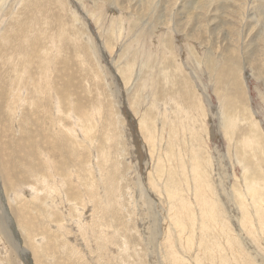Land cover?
<instances>
[{
  "label": "rangeland",
  "instance_id": "rangeland-1",
  "mask_svg": "<svg viewBox=\"0 0 264 264\" xmlns=\"http://www.w3.org/2000/svg\"><path fill=\"white\" fill-rule=\"evenodd\" d=\"M152 100L168 104L162 141L140 128ZM263 151L264 0H0V264H264L246 188L264 204Z\"/></svg>",
  "mask_w": 264,
  "mask_h": 264
},
{
  "label": "bare ground",
  "instance_id": "bare-ground-1",
  "mask_svg": "<svg viewBox=\"0 0 264 264\" xmlns=\"http://www.w3.org/2000/svg\"><path fill=\"white\" fill-rule=\"evenodd\" d=\"M238 6V5H237ZM6 48V47H5ZM165 55V54H164ZM118 71H120V72H122L121 74L124 76V78H129V76H131V68H130V65L128 64V67H126V68H122L121 70H119L118 69ZM162 72H166V71H162ZM125 74V75H124ZM130 74V75H129ZM165 74H167V73H165ZM46 77H47V79H49L50 78V76H48V74L46 73ZM164 77V76H163ZM167 76H165V78H166ZM166 80H169V78L167 77V79ZM168 82V81H167ZM148 83H150L149 81H148ZM164 83V82H163ZM140 84H144L143 82L141 83L140 82ZM167 84H169V83H167ZM137 86V85H136ZM140 86H142V85H140ZM145 86H146V83H145ZM58 88V90L60 91V90H62V88L61 87H57ZM145 88V87H144ZM143 88V89H144ZM53 89V88H52ZM141 89H142V87H141ZM60 94H61V92H60ZM67 97V96H66ZM62 95H61V100H62ZM69 98V97H68ZM149 98V97H148ZM147 98V99H148ZM156 100V99H155ZM171 100H173L174 101V104H176L175 105V109H177L176 110V113L175 114H177L178 113V108L179 107H181V108H183L182 107V105L183 104H180V102H177L176 100H174L173 99V97H171ZM170 101V100H169ZM172 101V102H173ZM159 102V101H158ZM226 103V102H225ZM78 103H74V106L76 107V105H77ZM168 105V104H167ZM167 105H163V107H162V104H159V103H157V101H151L150 102V108L151 109H156L157 110V112H158V114L156 115V116H154V119L152 118L151 119V117H150V115L148 114V113H144V114H142L141 115V118L139 119L140 120V128H141V130L143 131V134L144 135H147V136H149V137H151L150 139L153 141L154 139V142H156V140H161L162 141V135H160V134H162V132H163V126H162V131H161V133H158V135H160V139H158V137H157V133L156 132H158V130H157V125L159 124V126L160 125H162V123L163 122H165L166 121V116H167V118H168V116H169V110H168V106ZM222 108H226L227 107V104H222ZM62 107H63V103H60V106L58 107V109H57V111L58 112H60L61 114L63 113V110H62ZM78 107V106H77ZM112 108V107H111ZM75 113V116L73 117L74 119H77L79 122H78V127H80L81 129H82V131L83 130H85L87 133H85L84 132V134L85 135H89V134H91V132H92V127L94 126H96V122L95 123H93V124H90V123H92V122H94V117H91V119H92V121L90 122V120L87 118V120H85V115L83 114V115H79L77 112H76V110L74 111ZM81 112V111H80ZM138 112V111H137ZM136 112V114L138 115L140 112H138L137 113ZM174 112V111H173ZM251 113V112H250ZM68 114H69V112H68ZM86 114V113H85ZM53 115V114H52ZM70 115V114H69ZM96 115H97V113H96ZM98 115H100V111H99V114ZM186 115H188V111H186ZM195 115V114H194ZM71 116V115H70ZM86 116H87V114H86ZM112 116V115H111ZM230 116V115H229ZM252 117V116H251ZM56 118V117H55ZM226 118V117H225ZM227 118H228V116H227ZM231 118V117H230ZM230 118H228L227 120H225V124H224V127H226V128H228L229 129V124L231 123V119ZM233 118V117H232ZM112 119V118H111ZM190 119V118H189ZM239 119H241L240 117H239ZM56 120H58V119H56ZM186 120H187V118H186ZM254 120V119H253ZM62 121V120H61ZM97 121V120H96ZM241 121V120H240ZM103 122H105L106 123V121H104L103 120ZM149 122H150V124H149ZM234 122H237V121H234ZM51 123V122H50ZM61 123V122H60ZM62 124V123H61ZM75 124H76V122H75ZM48 125V124H47ZM55 125V124H54ZM101 125V124H100ZM168 125V124H167ZM77 127V126H76ZM99 127V126H98ZM65 128V129H64ZM63 129L66 131V132H68V134H70V135H74V132L75 131H77V130H75V129H73L72 131L70 130V128L71 127H64ZM78 129V128H77ZM108 130L109 131V128H107V127H105V129L104 130ZM60 130V132L62 133L63 132V130L62 129H59ZM69 130V131H68ZM52 130L50 129V131L49 132H51ZM58 131V130H57ZM71 131V132H70ZM108 131H107V133H106V135H108ZM72 132H73V134H72ZM106 132V131H105ZM104 132V133H105ZM183 132V131H182ZM188 132V131H187ZM59 133V132H58ZM60 133V134H61ZM65 133V132H64ZM181 133V132H180ZM51 134V133H50ZM49 134V135H50ZM67 134V133H66ZM67 134V135H68ZM156 134V135H155ZM228 134V133H227ZM65 135V134H64ZM177 135H178V133H177ZM181 135V134H180ZM185 135V134H184ZM251 135V134H250ZM38 136V135H37ZM48 136V135H47ZM61 136H63V133L61 134ZM79 136V135H78ZM81 136V135H80ZM94 136V135H93ZM198 136H200V135H198ZM69 137V136H68ZM200 137H202V135L200 136ZM208 137V136H207ZM65 138H67V136L65 137ZM81 138V137H80ZM199 138V137H198ZM205 138V137H204ZM250 138V141H251V146H253V148H255V149H259L260 150V144L262 143H260V138H259V136H254V139H253V137H249ZM248 138V139H249ZM53 139V138H52ZM62 139V138H61ZM69 139V138H68ZM67 139V140H68ZM79 139V138H78ZM149 139V138H148ZM173 138H172V136L170 135V141H173L172 140ZM208 139V138H207ZM234 139V138H233ZM233 139H231L230 138V140H233ZM252 139H253V141H252ZM85 140V139H84ZM88 140V139H87ZM24 141H25V139H24ZM59 141V140H58ZM74 141V140H73ZM200 141H201V139H200ZM46 142V141H45ZM48 142V141H47ZM50 142V141H49ZM202 142V141H201ZM37 143V142H36ZM59 144L61 143V142H58ZM167 143V142H166ZM210 143V142H209ZM38 144V143H37ZM50 144V143H49ZM74 144V143H73ZM78 144V143H77ZM83 144V143H82ZM81 144V145H82ZM168 144V143H167ZM207 144V143H206ZM2 145V144H1ZM40 145V144H39ZM42 145V144H41ZM44 145V144H43ZM47 145V144H46ZM51 145V144H50ZM62 145V144H61ZM99 145V144H98ZM53 145H51V147H52ZM74 146V145H73ZM93 146V145H92ZM238 146H241V149H242V147H243V144L241 143V144H239V143H237L236 144V151H235V156H236V158L237 157H239V162L240 163H242L243 164V167H244V169L246 170V172H248V171H250L251 170V168H250V166H251V164H250V162L248 161V160H246L245 158H244V156H243V154L241 153L240 154V152H239V150L237 149V147ZM30 147V146H29ZM42 147V146H41ZM40 147V148H41ZM60 147H62V146H60ZM79 147V146H78ZM18 148V147H17ZM44 148H46V147H44ZM57 148V147H56ZM90 148V147H89ZM201 148H203V147H201ZM208 148V147H207ZM244 148V147H243ZM73 149V148H72ZM209 149V148H208ZM29 150V149H28ZM31 150H32V148H31ZM62 150V149H61ZM168 150V149H167ZM2 151L4 152V150L2 149ZM33 151V150H32ZM40 151H42V150H40ZM63 151V150H62ZM74 151V150H73ZM169 151V150H168ZM199 151V150H198ZM202 151V150H201ZM67 152V151H66ZM74 152H76V151H74ZM95 152H96V150H95ZM171 152V151H170ZM21 153V152H20ZM31 153H33V152H31ZM247 153V152H246ZM257 153V152H256ZM263 153H264V151H263ZM26 154V153H25ZM65 154V153H64ZM249 154V153H248ZM28 155V154H27ZM162 155V154H161ZM160 155V156H161ZM167 155H169V156H171V154H168L167 153ZM257 156L255 157L254 155H253V157L254 158H256V160H257V157L259 156V152L256 154ZM20 156V155H19ZM158 157V162H157V165H156V167H155V172L158 174V175H160V176H162V173L163 172H165V166H164V163H163V161H162V158L161 157ZM250 156H251V154H250ZM2 157H4L3 155H2ZM5 157H6V155H5ZM20 157H23V156H20ZM31 157V156H30ZM200 157V156H199ZM206 157V156H205ZM252 157V156H251ZM32 158V157H31ZM193 158V157H192ZM196 158V157H195ZM232 158V157H231ZM250 158V157H249ZM248 158V159H249ZM4 159V158H3ZM37 159V158H36ZM77 159V158H76ZM99 159V158H98ZM184 159H186V158H184ZM259 159V158H258ZM0 160H1V158H0ZM8 160V159H7ZM35 160V159H34ZM46 160V159H45ZM52 160V159H51ZM64 160V159H63ZM73 160V159H72ZM165 160H166V158H165ZM171 160V159H170ZM169 160V161H170ZM205 160V159H204ZM36 161V160H35ZM49 161V160H48ZM187 161H188V159H187ZM5 162V161H4ZM27 162V161H26ZM40 162H42V160L40 161ZM50 162V161H49ZM62 162H64V161H62ZM70 162V161H69ZM28 163V162H27ZM34 163H36V162H34ZM38 163V162H37ZM43 163V162H42ZM58 163H60V162H58ZM168 163V162H167ZM4 164V163H3ZM2 164V165H3ZM48 164V163H47ZM51 164V163H50ZM68 164V163H67ZM91 164V163H90ZM93 164V163H92ZM91 164V165H92ZM178 164V163H177ZM184 164V163H183ZM35 165V164H34ZM63 165V164H62ZM8 165H6L5 167H7ZM11 166V165H10ZM36 166H37V164H36ZM68 166V165H67ZM66 166V167H67ZM95 166V165H94ZM28 167H31V166H28ZM35 167V166H34ZM4 168V167H3ZM52 168V167H51ZM63 168H65L64 166H63ZM92 169H93V167H91ZM199 168V167H198ZM27 169V168H26ZM29 170H31L30 168H28ZM38 169V168H37ZM36 169V167H35V170H37ZM197 169V168H196ZM81 170V169H80ZM194 170V169H193ZM199 170V169H198ZM54 171V170H53ZM67 171V170H66ZM65 171V172H66ZM69 171V170H68ZM211 171H212V169H211ZM1 172V171H0ZM6 172H8V171H6ZM71 172V171H70ZM173 168L171 167L170 168V171H169V178H168V182H172V181H175V182H178L179 180H176L175 178V176L173 175ZM150 173V172H149ZM177 173V172H176ZM184 173V172H183ZM194 173H196V175H197V172H194ZM199 173V172H198ZM250 173H252L253 174V172H251L250 171ZM250 173H249V176H251L250 175ZM4 174V173H3ZM60 174V173H59ZM200 174H201V172H200ZM34 175V174H33ZM39 175V174H38ZM37 175V176H38ZM209 175V174H208ZM236 175V174H235ZM254 175V174H253ZM0 176H2V175H0ZM45 176V175H44ZM48 176V175H47ZM67 176V175H66ZM32 177H34V176H32ZM55 177V176H54ZM148 177H149V175H148ZM197 177V176H196ZM248 177V176H247ZM252 177V176H251ZM9 178V177H8ZM44 178V177H43ZM150 178V177H149ZM148 178V179H149ZM192 178V177H191ZM198 178V177H197ZM246 178V175H245V177H244V180H246L245 179ZM260 178H262V177H260ZM249 179H252V178H249ZM257 179V178H256ZM256 179H254V180H252V182H255V180ZM258 179H259V177H258ZM263 179V178H262ZM5 180V179H4ZM54 180V179H53ZM152 180V179H151ZM198 180V179H197ZM260 180V179H259ZM41 181V180H40ZM240 181H242V180H240ZM261 181V180H260ZM7 182V181H6ZM8 182H10V181H8ZM12 182V181H11ZM82 182V181H81ZM151 182H153V181H151ZM251 182V183H252ZM256 182H257V180H256ZM83 183V182H82ZM154 183H155V181H154ZM197 183V182H196ZM202 183V182H201ZM200 183V184H201ZM249 183V182H248ZM251 183H250V185H251ZM259 183H261V182H259ZM10 184V183H9ZM65 184V183H64ZM71 184V183H70ZM198 184V183H197ZM196 184V185H197ZM200 184H198V185H200ZM16 185V184H15ZM59 185V184H58ZM80 185V184H79ZM84 185V184H83ZM98 185V184H97ZM143 185V184H142ZM155 185V184H154ZM195 185V184H194ZM195 185V186H196ZM202 185V184H201ZM205 185V184H204ZM243 185V184H242ZM247 185V184H246ZM245 185V186H246ZM12 186H14V185H12ZM41 186V185H40ZM55 186V185H54ZM60 186V185H59ZM58 186V187H59ZM78 186V185H77ZM237 186V185H236ZM258 184L256 185V187L255 188H253V187H251V186H247L246 188H247V191L250 193H252V197H251V199H250V206L248 205V198L247 199H245L244 201H242L241 202V206L244 208L242 211L244 212V220H243V222L241 221V224H240V226H242V224H246L245 223V221H247L248 219H250L251 217H245V215L247 214V212H250L249 210H245V207L246 206H249L250 207V209L251 208H253V210L255 209V211H257L258 212V214H257V217H258V219H259V223H260V227L261 228H263L264 229V204H262V203H260L259 204V200H262V199H257V197L256 196H258V192H255V189L258 191ZM49 187H51V186H49ZM87 187V186H86ZM93 187V186H92ZM200 187V186H199ZM199 187H198V191L200 190L199 189ZM202 187H205V186H202ZM201 187V188H202ZM260 187V186H259ZM76 188V187H75ZM78 188H80L79 186H78ZM245 188V189H246ZM264 188V187H263ZM35 189V188H34ZM67 189V192H68V189L69 188H66ZM81 189H82V187H81ZM90 189V188H89ZM94 189V188H93ZM203 189V188H202ZM236 189V188H235ZM240 189V188H239ZM242 189V188H241ZM149 190H151V189H149ZM148 190V191H149ZM54 191H56V190H54ZM59 191H60V189H59ZM74 191V190H73ZM82 191V190H81ZM197 191V192H198ZM201 191V190H200ZM199 191V192H200ZM206 191H208L207 190V188H206ZM264 191V190H263ZM262 191V192H263ZM53 192V191H52ZM75 192V191H74ZM78 192H80V191H78ZM84 192V191H83ZM94 192V191H93ZM205 192V191H204ZM209 192V191H208ZM242 192V191H241ZM241 192L239 193V195L241 196ZM244 192V191H243ZM19 193V192H18ZM69 193V192H68ZM67 193V194H68ZM90 195H91V193H90V191L88 192ZM153 193V192H152ZM170 193V192H169ZM16 194V193H15ZM53 194V193H52ZM57 194V193H56ZM81 194H82V192H81ZM83 194H85V193H83ZM150 194V193H149ZM196 194H198V193H196ZM38 195V194H37ZM61 195H63L62 193H61ZM79 195V194H78ZM153 195H154V193H153ZM203 195V194H202ZM211 195V194H210ZM248 195V194H247ZM251 195V194H250ZM64 196V195H63ZM92 196V195H91ZM94 196V195H93ZM213 196V195H212ZM238 196V195H237ZM82 197V196H81ZM90 197V196H89ZM197 197V196H196ZM214 197V196H213ZM244 197V196H243ZM69 198V197H68ZM146 198V197H145ZM199 198V197H198ZM204 198V197H203ZM216 198V197H215ZM237 198V197H236ZM246 198V197H245ZM90 199V198H89ZM93 200H92V202L94 201V198H92ZM105 199V198H104ZM166 199V198H165ZM197 199V198H196ZM217 199V198H216ZM232 199V198H231ZM70 200V199H69ZM86 200V199H85ZM98 200V199H97ZM110 200V199H109ZM183 200V199H182ZM186 200V199H185ZM189 200V199H188ZM198 200V199H197ZM196 200V201H197ZM200 201L201 200H203V199H199ZM237 200V199H236ZM72 200H70L69 202H71ZM90 200H88L87 202H89ZM107 201V200H106ZM184 201V200H183ZM190 202H191V200H189ZM207 201H208V205H207V207L205 208L204 207V209H203V215H204V218H206V214L205 213H210L211 215L213 214H215L216 215V211H214V207H216V205H217V201L215 200V201H212V202H214V204L213 203H211V204H213L212 206H211V204L209 203V200L207 199ZM232 201V200H231ZM264 201V200H263ZM110 202V201H109ZM186 202V201H185ZM199 202V201H198ZM197 202V203H198ZM73 203V202H72ZM96 203V202H95ZM98 203V202H97ZM102 203V202H101ZM188 203V202H187ZM187 203H185V204H187ZM219 203V202H218ZM240 203V202H239ZM84 204V203H83ZM87 204V203H86ZM85 204V205H86ZM108 204V203H107ZM202 204V203H201ZM220 204V203H219ZM262 204V205H261ZM82 205V204H81ZM91 205V204H90ZM89 205V206H90ZM96 205V204H95ZM111 205V204H110ZM191 205H192V202H191ZM71 207V206H70ZM95 207V206H94ZM103 207V206H102ZM192 207V206H191ZM84 209H85V206L83 207ZM88 208V207H87ZM105 209H106V207H104ZM184 208V207H183ZM194 208V207H193ZM193 208H192V210H193ZM218 208L220 209L219 210V212L217 211V213H218V215H221L222 214V210H221V207L218 205ZM234 208V207H233ZM109 209V208H108ZM175 210V209H174ZM188 210H191V209H189L188 208ZM75 211V210H74ZM104 211V210H103ZM106 211V210H105ZM111 211V210H110ZM96 212V211H95ZM98 212H100V211H98ZM182 212V211H181ZM191 212V211H190ZM75 213V212H74ZM106 213H108V212H106ZM251 213V212H250ZM83 214V213H82ZM195 214V213H194ZM68 215V214H67ZM243 215V214H242ZM252 215V214H251ZM254 215H255V217H256V214L254 213ZM10 216V215H9ZM193 216V215H192ZM192 216H190V217H192ZM196 216V215H195ZM247 216V215H246ZM250 216V215H249ZM83 216H81V218H82ZM199 217H201V215L199 216ZM215 217V216H214ZM92 218V217H91ZM101 218V217H100ZM198 218V217H197ZM203 218V217H202ZM254 218V217H253ZM253 218H251V219H253ZM122 219V218H121ZM212 219V218H211ZM256 219V218H255ZM10 220V219H9ZM73 220V219H72ZM189 220V219H188ZM201 220H203V219H201ZM224 220V219H223ZM24 221V220H23ZM66 221V220H65ZM93 221V220H92ZM191 221V220H190ZM176 222V221H175ZM193 222H195V219H194V221ZM209 222V221H208ZM213 222V221H212ZM30 223V222H29ZM86 223V222H85ZM101 223V222H100ZM203 223V222H202ZM89 224V223H88ZM228 224V223H227ZM30 225V224H29ZM29 225H27V226H29ZM85 225V224H84ZM90 226V225H89ZM124 226V225H123ZM201 226V225H200ZM69 227V226H68ZM77 227V226H76ZM82 227V226H81ZM113 227V226H112ZM121 227V226H120ZM196 227V226H195ZM250 227V226H249ZM90 228V227H89ZM96 228V227H95ZM111 228V227H110ZM114 228V227H113ZM101 229V228H100ZM102 229H104V228H102ZM112 229V228H111ZM163 229V228H162ZM201 229V228H200ZM202 229H203V227H202ZM248 229V228H247ZM68 230V229H67ZM84 230H85V227H84ZM94 230V229H93ZM125 230V229H124ZM243 229L241 228V233L243 232L242 231ZM259 230V229H258ZM110 232H111V230H109ZM3 232V231H2ZM76 232V231H75ZM99 231L97 230V233H98ZM101 232V231H100ZM99 232V233H100ZM106 232V231H105ZM105 232H103L102 231V233H105ZM204 232V231H203ZM208 232L210 233V231L208 230ZM211 232H212V230H211ZM89 233V232H88ZM119 233V232H118ZM202 233V232H201ZM215 233V232H214ZM65 234V233H64ZM68 234V233H67ZM213 234V233H212ZM220 234V233H219ZM264 234V233H263ZM76 235V234H75ZM83 235V234H82ZM90 235H92V234H90ZM97 235V234H96ZM163 235V234H162ZM166 235H168V234H166ZM62 236V235H61ZM109 236H111V234H109L108 235V238H110L111 239V237H109ZM126 236V235H125ZM96 237H98V236H96ZM102 237V236H101ZM191 237V236H190ZM204 237V236H203ZM262 237V236H261ZM90 238V237H89ZM103 238H105V237H103ZM107 238V237H106ZM124 238V237H123ZM194 239V238H193ZM193 239H191V238H188L187 239V245H190V249H192L193 248ZM203 239V238H202ZM243 239H245V238H243ZM68 240V239H67ZM104 240V239H103ZM126 240V239H125ZM193 240V241H192ZM229 240V239H228ZM112 241H113V239H112ZM169 241H170V238H169ZM246 241V240H245ZM70 242V241H69ZM80 242V241H79ZM100 242V241H99ZM109 242V241H108ZM108 242H106V243H108ZM125 242V241H124ZM75 243V242H74ZM81 243V242H80ZM89 243V242H88ZM246 243V242H245ZM102 244V243H101ZM139 244V243H138ZM229 244V243H228ZM67 245V244H66ZM109 245V244H108ZM161 245V244H160ZM169 245H170V242H169ZM235 245V244H234ZM97 246V245H96ZM168 246V245H167ZM173 246V245H172ZM238 246V245H237ZM66 247V246H65ZM100 247H102V246H100ZM168 247H170V246H168ZM187 247V246H186ZM200 247H201V245H200ZM248 247H250V246H248ZM97 248V247H96ZM197 248V247H196ZM251 248V247H250ZM38 249V248H37ZM65 249V248H64ZM165 249V248H164ZM173 249V248H172ZM208 249V248H207ZM249 249V248H248ZM76 250V249H75ZM98 250V249H97ZM100 250V249H99ZM107 250V249H106ZM129 250V249H128ZM176 250V249H175ZM71 251V250H70ZM95 251V250H94ZM109 251V250H108ZM190 251V250H189ZM39 253V252H38ZM175 253V252H174ZM109 254V253H108ZM112 255V254H111ZM254 255V254H253ZM73 256V255H72ZM109 256V255H108ZM198 256V255H197ZM203 256V255H202ZM200 258V257H199ZM256 258V257H255ZM263 258V257H262ZM261 258V259H262ZM115 259V258H114ZM177 259H178V257H177ZM176 259V260H177ZM198 260V259H197ZM200 260V259H199ZM220 260V259H219ZM231 260V259H230ZM238 260V259H237ZM178 261V260H177ZM243 261V260H242ZM242 261H240V260H238V263L237 264H242V263H244V261H245V264H253L252 262H251V260H248V261H246L245 259H244V261L242 262ZM142 262V261H141ZM182 262V261H181ZM233 262V261H232ZM254 262V261H253ZM178 263V262H177ZM176 262H175V264H177ZM199 262H197V264H198ZM183 264V263H182ZM221 264H228L227 263V261H226V259H225V257L222 255V260H221Z\"/></svg>",
  "mask_w": 264,
  "mask_h": 264
}]
</instances>
